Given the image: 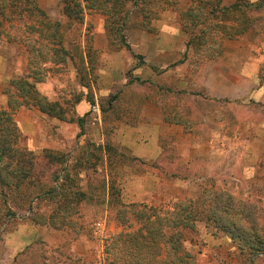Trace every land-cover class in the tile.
Wrapping results in <instances>:
<instances>
[{"label":"rangeland","instance_id":"obj_1","mask_svg":"<svg viewBox=\"0 0 264 264\" xmlns=\"http://www.w3.org/2000/svg\"><path fill=\"white\" fill-rule=\"evenodd\" d=\"M238 1L213 12L214 0H150L119 27L35 0L56 33L37 22L35 50L0 38V109L15 132L0 264H149L150 227L194 199L202 215L160 239L161 258L174 241L171 264H264V1ZM230 26L241 31L229 38Z\"/></svg>","mask_w":264,"mask_h":264},{"label":"trees","instance_id":"obj_2","mask_svg":"<svg viewBox=\"0 0 264 264\" xmlns=\"http://www.w3.org/2000/svg\"><path fill=\"white\" fill-rule=\"evenodd\" d=\"M263 1L264 0H256L254 2H249L245 0V3H242L241 5L245 7L248 5H259L263 3ZM149 3L150 0H62V7L66 17L76 20H80L81 11L84 7L99 10L106 14L107 17L105 19V22L110 24H119V27H122L128 14H130L139 7H145ZM239 3L240 2H237L236 0L230 5L219 6L220 0H214V6L217 9L213 10V12H225L232 9L234 10L239 6ZM115 9H117L118 11H123L121 17L111 18V12H113ZM37 22L40 25L45 26V28L48 27L50 29L49 33H51V35L56 33L58 25L55 26V22L51 23L47 20L45 13L37 6L35 0H0V38H4L8 41L22 40V43L24 45H27L30 50H32V48L35 50L34 47L43 45V43L40 44L38 38L33 35V33L37 34L38 31L39 25H36ZM20 29H22L23 32L26 34L24 37H18ZM240 31L241 30L237 31L236 27L230 26L229 32L227 33V37L231 38V36L236 35ZM37 36L42 35L37 34ZM45 38L49 40V37ZM53 42V39H50V43L49 41L47 42V48L45 49V51L40 52V54H38L39 57H46L48 55L50 49H53ZM188 45H192V48L194 49L192 41H189V39L188 41H186L185 46L187 47ZM125 46L127 47L126 43ZM37 104H39L40 107L42 106L39 102ZM14 134V126L12 124L10 116L4 110L0 109V184L5 183V178L7 177V175L5 174V170L9 166V162H6L4 159H9L13 157L11 151L12 149L10 145H8V143H11L10 137H13ZM24 176L25 173L22 171H20L16 175V177H18L19 179H21V177L23 178ZM170 208L172 209V211L168 214V219L167 217H165L164 220L157 219L155 222V227H150L149 264H171V255L174 259L172 250H177L178 243H175L174 241H169L170 243L167 245V250L169 249V252H167L166 250L165 253L167 256L161 258V253L163 250L161 249L160 239L165 234L166 239L168 238V240L172 237V235L175 234H177V236L179 237L182 234L183 230H191L192 223L190 221L196 220L202 215V211L197 208V201L195 199L184 201L177 200L171 205ZM157 209L160 210V212H162L163 214L168 213V211L166 209H163L162 207L153 208L150 206V210L153 216L154 211H156ZM207 214L206 215L209 219H213L214 221L219 220V217L213 209H210ZM164 228L169 229L168 231H165ZM223 230L228 233L233 232L232 229ZM235 230L242 231V229ZM139 247H142V245H140ZM167 257H169V260L167 259Z\"/></svg>","mask_w":264,"mask_h":264},{"label":"crops","instance_id":"obj_3","mask_svg":"<svg viewBox=\"0 0 264 264\" xmlns=\"http://www.w3.org/2000/svg\"><path fill=\"white\" fill-rule=\"evenodd\" d=\"M224 2V0H222ZM249 2H254L256 0H247ZM230 3V1H225L224 4H228ZM170 33V32H167ZM174 44L173 43H169V41L166 40H159V41H155L154 42V48L156 50L160 49V50H168V48H173ZM184 47V45H183ZM185 62H181L179 64L176 65H183ZM242 65H250V62H243ZM229 83V82H228ZM159 126L157 124H153L150 126V160L154 161L156 159H160V155L163 151V149L158 145L157 143V135H158V128ZM127 146H129V144H127ZM134 145L130 144V148H133ZM155 180H156V176H154Z\"/></svg>","mask_w":264,"mask_h":264}]
</instances>
